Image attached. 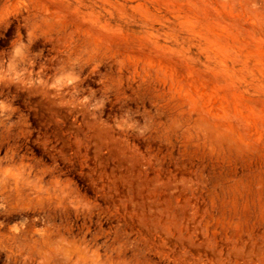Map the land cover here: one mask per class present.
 I'll list each match as a JSON object with an SVG mask.
<instances>
[{
    "label": "rangeland",
    "instance_id": "1",
    "mask_svg": "<svg viewBox=\"0 0 264 264\" xmlns=\"http://www.w3.org/2000/svg\"><path fill=\"white\" fill-rule=\"evenodd\" d=\"M203 4L154 15L148 38L118 19L109 25L121 35L93 37L145 77L141 99L161 125L153 137H93L82 147L83 117L28 118V144L45 171L67 165L76 199L113 213L93 226L122 230L126 264H162L182 249L218 250L220 264H264V34L222 0Z\"/></svg>",
    "mask_w": 264,
    "mask_h": 264
},
{
    "label": "clouds",
    "instance_id": "2",
    "mask_svg": "<svg viewBox=\"0 0 264 264\" xmlns=\"http://www.w3.org/2000/svg\"><path fill=\"white\" fill-rule=\"evenodd\" d=\"M222 2L264 34V0ZM197 6L203 0H0V264H126L131 250L122 230L93 226V217L113 213L76 199L67 165L45 171L28 144V118L38 111L58 124L83 117L88 132L76 140L82 147L93 137H153L161 125L155 105L146 108L141 99L145 77L93 37L121 35L109 25L118 19L139 23L148 38L154 15ZM54 176L61 178L48 183ZM209 251L192 256L182 249L162 264H220L223 254Z\"/></svg>",
    "mask_w": 264,
    "mask_h": 264
}]
</instances>
